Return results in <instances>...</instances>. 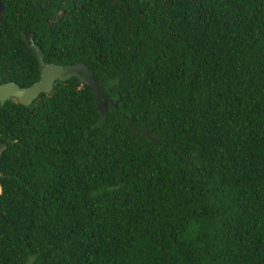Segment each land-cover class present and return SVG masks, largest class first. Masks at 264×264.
<instances>
[{
	"label": "trees",
	"instance_id": "obj_1",
	"mask_svg": "<svg viewBox=\"0 0 264 264\" xmlns=\"http://www.w3.org/2000/svg\"><path fill=\"white\" fill-rule=\"evenodd\" d=\"M0 5V264H264V0Z\"/></svg>",
	"mask_w": 264,
	"mask_h": 264
},
{
	"label": "water",
	"instance_id": "obj_2",
	"mask_svg": "<svg viewBox=\"0 0 264 264\" xmlns=\"http://www.w3.org/2000/svg\"><path fill=\"white\" fill-rule=\"evenodd\" d=\"M28 46L36 60L37 78L25 86H18L13 81H1L0 104L5 99H12L26 105L37 93H48L52 88L54 80H63L69 76H74L78 81H82L91 87L96 107L99 108L98 100L100 93L98 92V85L92 78L90 70L86 69L83 63L79 61L72 63L46 62L41 59L40 51L35 45L29 43Z\"/></svg>",
	"mask_w": 264,
	"mask_h": 264
},
{
	"label": "clouds",
	"instance_id": "obj_3",
	"mask_svg": "<svg viewBox=\"0 0 264 264\" xmlns=\"http://www.w3.org/2000/svg\"><path fill=\"white\" fill-rule=\"evenodd\" d=\"M198 235V225L192 221H188L179 232L181 241L193 242Z\"/></svg>",
	"mask_w": 264,
	"mask_h": 264
},
{
	"label": "rangeland",
	"instance_id": "obj_4",
	"mask_svg": "<svg viewBox=\"0 0 264 264\" xmlns=\"http://www.w3.org/2000/svg\"><path fill=\"white\" fill-rule=\"evenodd\" d=\"M107 102L106 95L99 94V100H98V107L99 109L104 106V104Z\"/></svg>",
	"mask_w": 264,
	"mask_h": 264
}]
</instances>
